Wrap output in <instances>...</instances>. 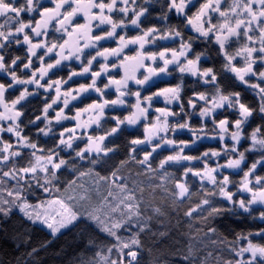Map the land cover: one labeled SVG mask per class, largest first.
<instances>
[{
  "label": "snow or ice",
  "instance_id": "snow-or-ice-1",
  "mask_svg": "<svg viewBox=\"0 0 264 264\" xmlns=\"http://www.w3.org/2000/svg\"><path fill=\"white\" fill-rule=\"evenodd\" d=\"M110 41L117 46H105ZM161 76L171 83L155 85ZM229 79L251 89L256 105L225 84ZM0 81V224L15 213L53 238L62 234L70 221L52 193L63 171L96 172L117 153L115 139L139 125L143 138L128 133L131 146H146L142 159L130 148L137 163L167 147L159 167L186 161L183 175L199 179L201 199L188 216L207 221L227 214L259 224L231 242L209 226L204 239L225 244L229 258L206 250L203 264L209 257L217 264H264V175L257 172L264 170V0H0ZM161 98L164 106L157 107ZM119 110L127 115L112 114ZM185 131L191 139H178ZM203 139L221 147L186 152ZM249 153H258L250 164ZM177 187L189 191L183 181ZM15 238L25 243L21 234ZM192 256L189 248L178 258L192 264Z\"/></svg>",
  "mask_w": 264,
  "mask_h": 264
},
{
  "label": "trees",
  "instance_id": "trees-1",
  "mask_svg": "<svg viewBox=\"0 0 264 264\" xmlns=\"http://www.w3.org/2000/svg\"><path fill=\"white\" fill-rule=\"evenodd\" d=\"M43 2L48 4V0ZM158 10L157 8L156 11ZM148 23L155 24V20L150 19ZM133 34L135 33H129ZM159 43L161 42L158 41L157 44ZM105 46L117 45L110 41ZM149 47L155 49L153 45L146 46ZM125 52L134 54L131 49H126ZM14 54L23 53L14 51ZM110 74L116 75L114 72ZM122 75L119 71L117 78ZM193 79L190 76L186 77L188 81ZM169 83L170 79L163 76L155 81V85L159 87L167 86ZM225 84L240 91L246 103L256 105L257 98L251 89L245 88L234 79L226 80ZM184 95H191V88L187 89ZM156 106H164L162 98ZM120 112L127 115L124 110L112 114L119 115ZM225 115L232 118L231 112ZM64 123L74 125V122ZM112 123L108 121L109 126ZM192 123L198 125L199 118L193 117ZM256 123H260L258 117ZM208 127H212L210 122ZM25 131L34 135L30 128ZM133 131L136 137L143 138L145 135L144 129L139 125L127 129L123 135L115 139L117 153L102 166L97 165L96 172L77 177L70 171H63L57 184L59 190L53 191L52 195L54 198L65 199L73 194L72 206L81 217L62 234L53 238L43 228L29 225L15 213L11 220L0 224V264H25V261L27 264H183L178 257L186 254L189 248L193 252L192 264H203L206 250H212L213 257L219 256L225 260L229 258V253L224 250L225 244H215L204 239L206 235H210L206 233L209 226L216 227L221 237L228 242L233 241L237 233L259 226L256 221L236 219L227 214L207 221L193 219L195 212L188 216L187 211L194 208L201 199L199 179L183 175L184 166L189 162H170L165 166L167 171L160 168L159 160L171 152V149L165 147L154 154L152 161H144L143 165L137 163L136 159L130 156V148L137 147L138 152L135 155L142 159L143 153L139 149L146 146L129 144L133 137L128 133ZM5 135L7 137V134ZM177 138L191 139L186 131L178 133ZM243 146L246 147L247 144ZM220 147L218 140L203 139L186 152L200 155L205 150ZM257 155L258 153H249L247 162L250 164ZM191 163L197 168H203L198 161ZM257 172L264 175V170L258 168ZM240 178L235 177L237 180ZM70 181L72 182L69 183ZM182 181L189 191L177 187V183ZM38 195L47 194L38 192ZM30 199L39 202L34 196ZM17 234H21V239H24L25 243L21 244L15 238ZM43 243L47 246L41 247L34 257L29 258L26 255L32 247H39ZM126 244L128 247H125ZM130 251H136L137 256L127 255ZM213 257H209L208 264H217Z\"/></svg>",
  "mask_w": 264,
  "mask_h": 264
},
{
  "label": "rangeland",
  "instance_id": "rangeland-1",
  "mask_svg": "<svg viewBox=\"0 0 264 264\" xmlns=\"http://www.w3.org/2000/svg\"><path fill=\"white\" fill-rule=\"evenodd\" d=\"M81 44H83V40H81ZM120 72H121V75H122L123 69H121ZM84 118H86V117H84ZM131 128H133V127H129L128 129H131ZM61 199L65 203V209L62 210L64 212V216H65L66 220L70 221V222H68L66 224L65 229L62 230V232H64L69 227H71L73 224H75L80 219L81 215L76 213L74 208H73V206H72L73 202H74V195L73 194L67 196L65 199L64 198H61ZM43 229L46 230L48 233H50L49 230H47L46 228H43Z\"/></svg>",
  "mask_w": 264,
  "mask_h": 264
}]
</instances>
